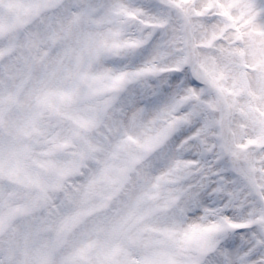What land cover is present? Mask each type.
<instances>
[{"label":"snow or ice","instance_id":"obj_1","mask_svg":"<svg viewBox=\"0 0 264 264\" xmlns=\"http://www.w3.org/2000/svg\"><path fill=\"white\" fill-rule=\"evenodd\" d=\"M0 264H264V0H0Z\"/></svg>","mask_w":264,"mask_h":264}]
</instances>
